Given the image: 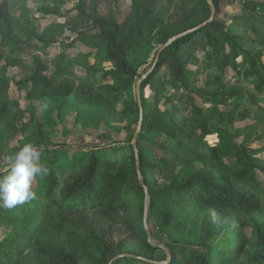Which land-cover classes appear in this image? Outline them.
<instances>
[{"label": "trees", "instance_id": "trees-1", "mask_svg": "<svg viewBox=\"0 0 264 264\" xmlns=\"http://www.w3.org/2000/svg\"><path fill=\"white\" fill-rule=\"evenodd\" d=\"M19 1H0L5 25L0 46H8L15 54L20 45H50L54 32L65 25L52 23L39 30L33 24L35 14L41 18L61 15L66 0H51L53 4L40 0L35 9L19 6ZM156 1L131 0L126 15L119 12L113 17L101 15L95 2L86 5L76 0L73 8L90 21L86 30H77L76 37L95 52L80 53L72 60L63 44L55 72L65 73L73 64L91 74L96 70L89 67V56L101 57L112 64L101 72L102 79L110 80L103 91L88 83L91 91L84 93L81 82L77 87L67 82L53 86L39 60L29 77L16 81L19 88L29 84L27 98H37L58 118L71 103L77 110L74 124L84 128L102 120L110 123L122 96L129 99L120 114L136 112L137 119L114 128L125 131V142L72 151L69 157L62 156L66 146L52 141L40 123L10 150L17 152L26 143L43 149L42 163L49 172L33 183L36 200L11 209L0 207V224L13 225L12 234L0 240V264H264V183L257 179L259 172L264 173V148L252 145V131L237 141L225 129L234 121L244 88L264 93V62L261 55L244 49L240 36L218 19L208 20L207 0H181L192 2L195 11L183 12L170 22L156 11ZM212 1L217 8L218 0ZM252 9L264 14V0H242L236 20L247 19ZM178 34L182 35L161 50L154 68L141 81L142 122L134 149L132 138L139 121L136 80L151 67L159 48ZM195 45L203 50L200 58L214 75L221 76L230 67L234 76L230 87L219 92L198 90L215 106L214 114H203L189 95L192 114L177 120L159 107V89L162 85L184 91L192 88L188 65L196 61ZM64 61L70 62L68 67L57 65ZM211 63L219 67H210ZM162 67L166 73H160ZM41 83L43 87L38 88ZM44 87L50 89L48 96ZM8 88L7 80L0 81V153L5 151L8 131L26 113H34L33 106L22 109L16 100L9 108ZM146 88L153 91L152 97L145 95ZM219 97L233 98L235 109L220 112L216 109ZM258 98L264 103L263 97ZM240 116L250 117L249 111L243 109ZM212 136L215 142H208ZM158 138L155 149L164 152L159 156L152 149ZM118 144L121 147L105 151ZM196 163L203 173H197ZM141 181L147 189L152 226L148 233ZM247 184L254 186L250 189ZM154 231L162 236L159 243L152 241Z\"/></svg>", "mask_w": 264, "mask_h": 264}, {"label": "rangeland", "instance_id": "rangeland-1", "mask_svg": "<svg viewBox=\"0 0 264 264\" xmlns=\"http://www.w3.org/2000/svg\"><path fill=\"white\" fill-rule=\"evenodd\" d=\"M87 3L95 2L98 7V11L103 16H115L117 13L123 12V16L128 13L126 9L130 5L131 0H86ZM241 1L242 0H218L216 12L214 18L218 19L225 25L228 31L235 33L240 36L241 44L244 49L248 50L252 54L261 55V60L264 62V14L257 12L256 10H250L248 18L245 20L238 21L235 16H239L241 12ZM260 1V0H257ZM40 0H20L19 6L25 5L29 9H35L39 4ZM47 4H53L51 0L47 1ZM76 4V0H66L62 4L64 13L61 15H49L46 17H39L35 14L33 20L34 26L42 30L46 29L52 23L64 24L65 27L55 33V38L51 42H60L66 45V53L71 55L69 58L72 60L79 56L80 53H94L95 51L85 45L77 36V30H86L89 25V20L78 13L73 7ZM156 11L163 17L164 20L172 21L177 18L183 12H194L195 7L192 2L184 4L181 0H157ZM0 28L4 26L0 18ZM71 28V29H70ZM3 29L0 31V40H3ZM53 33V34H54ZM6 43V42H5ZM4 43V45H5ZM48 45L47 50L40 56H33L32 52L24 51L26 56L24 60L20 57V53H11L8 46H0V81L7 80L9 82L8 88V99L9 105L13 109L12 102L16 100L19 107L22 109L34 107V113H26L21 120L16 122V126L13 130L8 131V140L4 142L5 151L0 153V166L4 164V158L15 152L10 150L19 144L23 138L30 135L35 131L37 123L41 124L42 129L47 133L50 139L59 144L65 145L63 149V157L71 156L72 151H85L88 149H96L102 147L105 143H113L126 141V133L122 129L120 131L114 130L115 127H123L130 121L135 122L137 119L136 112L134 114H120L123 109L125 102L129 97L122 96L116 104V112L112 113L110 123H106L102 120L95 127H81L74 124V117L76 115V108L69 103L68 110L62 113V118H58L55 111L51 112L49 107L44 113L40 111L42 106L41 102L35 98L29 100L26 96L31 91V86L28 84L26 87L19 88L16 81L29 77L34 72V63L36 60L43 61L42 63L46 66L44 74L50 80V84H60L67 82L73 87H77L79 82L82 85V91L84 93L90 92L91 88L88 83L93 86L96 90L103 91L107 82L110 80L102 79L101 72L104 69H110L112 64L104 61L98 56H89V67L95 69L96 72L86 74L84 69L78 65H71L67 72H55L54 62L57 58L56 52L58 48L55 45ZM6 47V48H3ZM45 48V49H46ZM54 48V49H53ZM194 59L193 63L188 65L191 71L190 85L191 89L184 91L181 88H176L168 85H162L159 89L160 100L159 107L167 109L170 113H173L177 120L187 119L191 116V106L188 101V96L192 97L194 103H196L202 110L203 114H214V107L207 100L202 98L198 92L199 89H204L210 93H216L225 88L230 87V82L234 73L230 67H226L221 76H216L212 73L210 68H207L204 64L203 50L195 45L192 49ZM54 51V52H53ZM17 59L18 63H10L13 59ZM242 57H240L241 59ZM69 61L59 62L57 65L61 67H68ZM210 67L218 68L217 64L211 63ZM167 69L162 67L160 73H166ZM81 77V78H80ZM80 78V80H79ZM38 88H42L43 84H39ZM37 88V89H38ZM46 96H48L50 89L44 87ZM145 95L152 97L153 91L149 88L145 89ZM258 97L264 98V93H251L247 89H243V96L238 100L239 107L233 114V123L225 125V129L230 135L237 136V141L246 137L249 132L252 134V145L254 147L264 148V103L259 100ZM220 104L216 106V109L221 111H231L235 109V100L233 98L219 97ZM246 109L249 111L250 117L243 119L240 116V112ZM15 111V110H14ZM16 112V111H15ZM224 113V112H223ZM36 136V135H33ZM208 142H215V136L207 137ZM6 143V144H5ZM155 144L152 149L159 146V138L155 140ZM106 148L105 151H112L117 147H121L120 144L112 145L110 148ZM157 156L162 155L164 152L162 149H155ZM8 153V154H7ZM258 157L263 158V153L259 152ZM43 160V155H42ZM197 173H203L202 166L200 163H196ZM165 178H162L163 182ZM258 182L264 183V173H258ZM253 184H247L248 188H252ZM264 209V205H263ZM148 213V212H147ZM146 214V223L148 230L152 227L151 222ZM13 231V225L11 223L0 224V240L5 239L11 235ZM249 230H247L248 232ZM155 237L152 238L153 242L159 243L162 236L154 231ZM112 239H116V233H112ZM162 258L161 254L157 255Z\"/></svg>", "mask_w": 264, "mask_h": 264}, {"label": "clouds", "instance_id": "clouds-1", "mask_svg": "<svg viewBox=\"0 0 264 264\" xmlns=\"http://www.w3.org/2000/svg\"><path fill=\"white\" fill-rule=\"evenodd\" d=\"M47 105H42L43 112ZM43 149L32 143L24 144L17 152L4 158L0 166V207L14 208L37 199L33 183L48 175V167L42 163Z\"/></svg>", "mask_w": 264, "mask_h": 264}, {"label": "water", "instance_id": "water-1", "mask_svg": "<svg viewBox=\"0 0 264 264\" xmlns=\"http://www.w3.org/2000/svg\"><path fill=\"white\" fill-rule=\"evenodd\" d=\"M207 1H208L209 5H210V7H211V14H210V17H209L208 20H211V19L214 18V15H215V12H216V8H215V5H214V3H213L212 0H207ZM203 24H205V22H204ZM200 26H201V25H198L196 28H199ZM196 28L190 29V30L186 31L185 33L190 32V31H193V30L196 29ZM181 35H182V34H178L177 36H174V37L170 38V39H169L164 45H162V46L159 48V50H158V52H157V54H156V56H155L154 62H153V64L151 65V67H150L147 71H145V72L141 75V77H140L139 79L136 80V83H135V93H136V99H137V103H138V107H139V121H138V125H137V127H136V129H135V132H134L133 138H132V146H133L134 149H136V138H137V135H138V133H139L140 126H141V122H142V107H141V97H140V84H141V81H142L143 79H145V78L147 77V75H148V74L152 71V69L154 68V66H155V64H156V61H157V59H158V57H159V54H160L161 50H162L166 45H168V44H169L174 38H176V37H178V36H181ZM141 184H142L143 187H144V192H145V195H146L145 206H144V214H143V222H144V226H145V228H146V231H147V233H148L149 230H148L147 223H146V214H147V206H148V203H147V202H148V199H147V189H146V187L144 186V184H143L142 181H141ZM148 236H149V234H148Z\"/></svg>", "mask_w": 264, "mask_h": 264}, {"label": "crops", "instance_id": "crops-1", "mask_svg": "<svg viewBox=\"0 0 264 264\" xmlns=\"http://www.w3.org/2000/svg\"><path fill=\"white\" fill-rule=\"evenodd\" d=\"M1 1V0H0ZM90 1V0H89ZM85 4L86 5H89L90 3H87L88 1L84 0ZM91 2V1H90ZM1 27V26H0ZM3 29L2 33L3 34L2 36L4 37V34H5V25L0 28V31ZM39 30H42V28H40ZM64 44V43H63ZM51 45H55L54 47L58 48V52H56V55L59 54L64 48L65 46H63L60 42H55V43H52ZM3 48H6V47H3ZM44 47L43 45H41V43H34L32 46H24V45H20L19 48H18V54L20 53V58L22 60H24L26 54L24 51H30L32 52L33 56H41L42 53L44 54V51L47 50L48 48ZM54 49V48H53ZM54 52V51H53ZM43 62V61H42Z\"/></svg>", "mask_w": 264, "mask_h": 264}]
</instances>
